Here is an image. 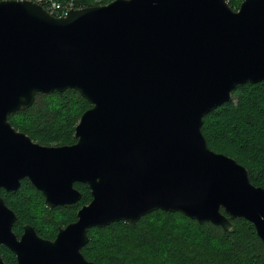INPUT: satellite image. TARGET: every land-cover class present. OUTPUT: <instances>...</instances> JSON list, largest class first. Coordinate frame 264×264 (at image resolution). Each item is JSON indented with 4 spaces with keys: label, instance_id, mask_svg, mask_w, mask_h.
<instances>
[{
    "label": "water",
    "instance_id": "water-1",
    "mask_svg": "<svg viewBox=\"0 0 264 264\" xmlns=\"http://www.w3.org/2000/svg\"><path fill=\"white\" fill-rule=\"evenodd\" d=\"M262 79L264 0H110L59 15L0 0V188L28 177L48 207L77 201L75 182L91 193L53 238L28 222L18 236L0 193V244L15 264H96L81 251L90 227L156 209L225 230L243 217L264 241V186L201 130L238 83ZM66 88L90 102L75 141L41 143L9 120Z\"/></svg>",
    "mask_w": 264,
    "mask_h": 264
},
{
    "label": "trees",
    "instance_id": "trees-1",
    "mask_svg": "<svg viewBox=\"0 0 264 264\" xmlns=\"http://www.w3.org/2000/svg\"><path fill=\"white\" fill-rule=\"evenodd\" d=\"M48 6L50 0H37ZM72 7L110 0H56ZM238 7L241 0H227ZM57 14L56 12H54ZM90 102L77 89L36 92L25 109L9 114L17 129L47 144L75 141V125ZM201 130L208 146L245 165L250 180L264 186V79L238 83L229 100L204 115ZM81 197L54 207L27 177L16 189L0 188L6 204L16 214L13 231L19 235L23 223L52 238L59 225L76 219L77 209L91 199L88 185L75 182ZM233 227L223 229L210 221L199 222L180 211L156 209L135 222L115 220L88 229L89 240L81 251L96 264H264V241L254 225L243 217L232 218ZM0 255L12 264L14 252L0 244Z\"/></svg>",
    "mask_w": 264,
    "mask_h": 264
},
{
    "label": "built area",
    "instance_id": "built-area-1",
    "mask_svg": "<svg viewBox=\"0 0 264 264\" xmlns=\"http://www.w3.org/2000/svg\"><path fill=\"white\" fill-rule=\"evenodd\" d=\"M46 7L53 13L56 12L59 15L64 14L68 8L72 7V5L70 2L64 4L56 0H50Z\"/></svg>",
    "mask_w": 264,
    "mask_h": 264
},
{
    "label": "flooded vegetation",
    "instance_id": "flooded-vegetation-1",
    "mask_svg": "<svg viewBox=\"0 0 264 264\" xmlns=\"http://www.w3.org/2000/svg\"><path fill=\"white\" fill-rule=\"evenodd\" d=\"M36 141H37V140H36ZM27 178H28V177H27ZM31 183H32V182H31ZM74 184H75V183H74ZM75 186H76V185H75ZM1 188H3V187H1ZM77 210H78V209H77ZM23 224H24V223H23ZM22 230H23V225H22ZM37 233H38V232H37ZM20 234H21V233H20ZM20 234H19V235H20ZM38 234H39V233H38ZM55 234H56V232H55ZM19 235H18V236H19ZM41 236H42V235H41ZM54 236H55V235H54ZM54 236H53V237H54ZM53 237H52V238H53ZM47 238H48V237H47Z\"/></svg>",
    "mask_w": 264,
    "mask_h": 264
}]
</instances>
